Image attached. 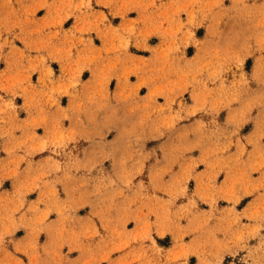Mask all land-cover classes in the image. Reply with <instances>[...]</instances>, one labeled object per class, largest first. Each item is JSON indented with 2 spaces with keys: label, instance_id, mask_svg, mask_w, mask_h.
I'll return each instance as SVG.
<instances>
[{
  "label": "rangeland",
  "instance_id": "374dc122",
  "mask_svg": "<svg viewBox=\"0 0 264 264\" xmlns=\"http://www.w3.org/2000/svg\"><path fill=\"white\" fill-rule=\"evenodd\" d=\"M0 264H264V0H0Z\"/></svg>",
  "mask_w": 264,
  "mask_h": 264
}]
</instances>
